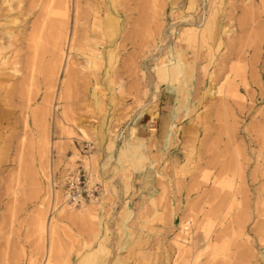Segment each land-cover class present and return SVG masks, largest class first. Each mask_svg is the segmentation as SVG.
<instances>
[{"label": "rangeland", "instance_id": "1", "mask_svg": "<svg viewBox=\"0 0 264 264\" xmlns=\"http://www.w3.org/2000/svg\"><path fill=\"white\" fill-rule=\"evenodd\" d=\"M263 51L264 0H0V264H264Z\"/></svg>", "mask_w": 264, "mask_h": 264}, {"label": "bare ground", "instance_id": "2", "mask_svg": "<svg viewBox=\"0 0 264 264\" xmlns=\"http://www.w3.org/2000/svg\"><path fill=\"white\" fill-rule=\"evenodd\" d=\"M142 6V5H141ZM145 11V10H144ZM172 14V13H171ZM173 17H175V16H173ZM115 19V18H114ZM106 21H107V24L108 25H110L111 23H112V20L110 19V18H107L106 19ZM137 22V21H136ZM187 25V24H186ZM113 27V26H112ZM196 33V29L195 28H193V27H190V28H186L185 29V31L183 32V35L185 36V38H187L186 40L187 41H190V40H193V36H194V34ZM174 34V33H173ZM250 35V34H249ZM160 36H161V34H160ZM182 36V35H181ZM207 37V36H206ZM203 38V37H202ZM208 38V37H207ZM206 40V39H205ZM208 40V39H207ZM215 40V39H214ZM211 41H212V39H211ZM146 42V41H145ZM144 43V42H143ZM203 43V42H202ZM141 44V43H140ZM146 44V43H145ZM185 45V44H184ZM196 45V44H195ZM208 45V44H207ZM210 46H211V44H209ZM220 45V44H219ZM186 46V45H185ZM200 46V45H199ZM143 47V46H142ZM188 47V46H187ZM207 47V46H206ZM220 47V46H219ZM195 48H196V46H195ZM212 48V47H211ZM218 48V47H217ZM239 48V47H238ZM206 51H208V50H206ZM216 51V50H215ZM226 51V50H225ZM243 51V50H242ZM2 52V51H1ZM176 52H178V51H176ZM187 52V51H186ZM264 52V51H263ZM195 53V52H194ZM207 53V52H206ZM231 53H233V52H231ZM239 53V52H238ZM234 54V53H233ZM112 55H113V53H112ZM214 55V54H213ZM227 55V54H226ZM236 55V54H235ZM96 56V55H95ZM229 56V55H228ZM228 56H227V58H228ZM245 56H247V54H245ZM245 56H243V57H245ZM147 57V56H146ZM202 57V56H201ZM214 57V56H213ZM231 57H232V55H231ZM238 56L236 55V58H237ZM239 57H241L240 56V54H239ZM193 58V57H192ZM198 58H199V56H198ZM234 58H235V56H234ZM245 58H247V57H245ZM188 59H189V57H188ZM203 59V58H202ZM225 59V58H224ZM231 59V58H230ZM238 59V58H237ZM241 59V58H240ZM99 60V59H98ZM163 60V59H162ZM161 60V61H162ZM198 60V59H197ZM199 60H201V59H199ZM213 60V59H212ZM243 60H244V58H243ZM205 61V60H204ZM255 61V60H254ZM203 62V61H202ZM230 63V62H229ZM232 63H234V62H232ZM238 63H240V62H238ZM255 63V62H254ZM2 64L4 65V63L2 62ZM202 64V63H201ZM246 64V63H245ZM244 64V65H245ZM95 66V65H94ZM170 66V67H169ZM233 66V65H232ZM235 66H233V68H234ZM238 67H240V66H238ZM244 67V66H243ZM242 67V68H243ZM246 67V66H245ZM191 69V66L187 63V61H186V59L184 58V55H181V54H176V56H174V58L173 59H171L170 60V64H160V66H158L157 67V70H156V72H157V75H158V77H159V79L161 80V81H164V82H167V80H168V77H169V73L171 72H173V73H179V72H181V71H184V72H187V71H192V70H190ZM259 69V68H258ZM233 70V69H232ZM235 70V69H234ZM232 71V72H235V71ZM245 70V69H244ZM243 70V75H242V82H243V84H244V88H248V86H249V83H248V80H247V77H246V70L244 71ZM170 71V72H169ZM236 71H237V69H236ZM239 71V70H238ZM263 71V70H262ZM230 74H232L231 73V71H230ZM235 75V74H234ZM228 76H229V74H228ZM237 77L235 78V77H232V78H234V79H238L239 78V76H238V74L236 75ZM250 76V75H249ZM180 77V76H179ZM226 77V76H225ZM229 78V77H228ZM228 78H226L227 80H228ZM234 79H233V83L235 84V83H237V82H234ZM241 80V79H240ZM229 81V80H228ZM226 82V81H225ZM241 82V81H240ZM242 82L240 83V84H242ZM232 83V82H231ZM233 83H232V85H233ZM228 84V83H227ZM238 84H239V82H238ZM254 84V83H253ZM222 85H225V84H222ZM229 85V84H228ZM228 85H227V87H228ZM237 85V84H236ZM219 87V86H218ZM222 87H224V86H222ZM222 87H220V89L222 88ZM232 87V86H231ZM235 88V86L233 85V90H231L230 89V86H229V88L227 89L228 91V94L230 93L231 94V92H232V96H234V95H236L237 97H238V95H237V93H235L236 92V90L234 89ZM239 88V87H238ZM258 88V87H257ZM223 89H225V87L224 88H222L220 91H222ZM231 90V92H230V90ZM237 89V88H236ZM252 89V88H251ZM156 90L157 91H159V94L161 95V92L162 91H160V89H158V87L156 88ZM239 90V89H238ZM245 90H247V89H245ZM218 91V90H217ZM235 91V92H234ZM260 91V90H259ZM247 92V91H246ZM223 93V92H222ZM225 94V93H224ZM227 94V95H228ZM247 94H248V92H247ZM251 94V93H250ZM222 95V94H221ZM223 96V95H222ZM228 97H230V96H228ZM240 97L242 98V96L240 95ZM234 98V97H233ZM232 98V99H233ZM225 99H227L226 97H225ZM237 99V98H236ZM159 101H160V98H159ZM224 101V100H223ZM234 101V100H233ZM231 102H232V100H231ZM227 103V102H226ZM229 103V102H228ZM219 104H221V103H219ZM234 104V103H233ZM229 106V105H228ZM235 111V110H234ZM224 112V111H223ZM239 112V111H238ZM221 114V113H220ZM218 117V116H217ZM230 117V116H229ZM228 117V118H229ZM263 123V122H262ZM262 132V131H261ZM240 143V142H239ZM227 148V147H226ZM263 193V192H262ZM84 203L85 202H82L80 205L81 206H83L84 205ZM264 212V211H263ZM245 217V216H244ZM242 222V221H241ZM261 229V228H260ZM264 232V231H263ZM262 232V233H263Z\"/></svg>", "mask_w": 264, "mask_h": 264}, {"label": "built area", "instance_id": "3", "mask_svg": "<svg viewBox=\"0 0 264 264\" xmlns=\"http://www.w3.org/2000/svg\"><path fill=\"white\" fill-rule=\"evenodd\" d=\"M65 198L68 204L78 206L82 202H97L99 191L96 186H88L87 177L81 168H68L64 175Z\"/></svg>", "mask_w": 264, "mask_h": 264}, {"label": "crops", "instance_id": "4", "mask_svg": "<svg viewBox=\"0 0 264 264\" xmlns=\"http://www.w3.org/2000/svg\"><path fill=\"white\" fill-rule=\"evenodd\" d=\"M172 91H174V90H172Z\"/></svg>", "mask_w": 264, "mask_h": 264}]
</instances>
